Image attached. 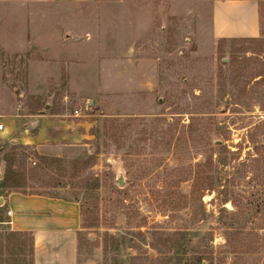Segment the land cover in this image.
Returning <instances> with one entry per match:
<instances>
[{"label":"rangeland","instance_id":"374dc122","mask_svg":"<svg viewBox=\"0 0 264 264\" xmlns=\"http://www.w3.org/2000/svg\"><path fill=\"white\" fill-rule=\"evenodd\" d=\"M209 1L0 0V112L86 133L57 154L0 139V170L78 202V264H264V38L215 39ZM131 49L158 89L100 92V59ZM2 240L30 264L28 236Z\"/></svg>","mask_w":264,"mask_h":264},{"label":"crops","instance_id":"0c3cea01","mask_svg":"<svg viewBox=\"0 0 264 264\" xmlns=\"http://www.w3.org/2000/svg\"><path fill=\"white\" fill-rule=\"evenodd\" d=\"M64 4L97 0H53ZM172 4L176 0H163ZM209 19L215 39L264 38V5L256 0H210ZM173 5V4H172ZM99 91L104 94L154 92L159 87V64L154 56H138L134 49L102 57L98 63ZM0 139L27 146L39 154H57L86 137L80 123L54 114L20 115L0 112ZM11 210L10 216L7 211ZM80 206L75 200L9 189L0 170V264H12L7 236L30 238V264H78L77 237ZM19 250V249H18Z\"/></svg>","mask_w":264,"mask_h":264},{"label":"built area","instance_id":"2783aa9c","mask_svg":"<svg viewBox=\"0 0 264 264\" xmlns=\"http://www.w3.org/2000/svg\"><path fill=\"white\" fill-rule=\"evenodd\" d=\"M73 111H74V114H75V115H77V114L79 113V110H78V109H74ZM1 129H2V124H0V130H1ZM11 213H12L11 210H8V211H7V215H8V216H10Z\"/></svg>","mask_w":264,"mask_h":264}]
</instances>
